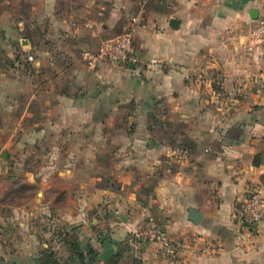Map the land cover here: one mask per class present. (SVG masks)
Instances as JSON below:
<instances>
[{
    "label": "crops",
    "instance_id": "0c3cea01",
    "mask_svg": "<svg viewBox=\"0 0 264 264\" xmlns=\"http://www.w3.org/2000/svg\"><path fill=\"white\" fill-rule=\"evenodd\" d=\"M263 7L0 0V102L16 105L10 125L25 127L26 143L56 157L43 182L58 191L44 201L58 207L48 249L66 255L35 259V237L22 233L12 257L28 250L27 260L3 264H264V222L249 236L236 219L247 188L264 184V44L251 36ZM132 17L138 61L89 67L83 52ZM149 219L177 244L176 258L135 238Z\"/></svg>",
    "mask_w": 264,
    "mask_h": 264
},
{
    "label": "rangeland",
    "instance_id": "374dc122",
    "mask_svg": "<svg viewBox=\"0 0 264 264\" xmlns=\"http://www.w3.org/2000/svg\"><path fill=\"white\" fill-rule=\"evenodd\" d=\"M123 31L118 30L119 33H115L113 37L122 34ZM30 56L34 57L31 54ZM27 58L28 56L26 60ZM27 62L32 63L28 60ZM23 64L19 63L18 66ZM37 71L42 73L41 70ZM8 99L7 96L0 102V264L10 262L11 259L22 262L27 260L25 254L28 250H19L22 252L19 253L20 260L12 257L17 250H11L15 239H20V244H25L21 236L26 233L35 237L33 238L35 250L31 252V257L40 261L61 262L66 257L63 250L48 249L54 245L56 240L53 238L59 233L56 221L50 223L56 218L58 207L48 205L50 202L47 204L44 202L55 198L58 191L49 190L47 184L43 185L44 179L52 172L49 170L52 168L55 170L56 157L53 158L42 143H26L25 136L28 133L25 127L17 128L10 125L12 117L16 116V105L13 107ZM20 102H24V99ZM11 135L14 137L10 142ZM43 220L44 222L40 223ZM19 227L22 228L20 232L17 230ZM47 230H50V233H47ZM14 237L16 238L13 239Z\"/></svg>",
    "mask_w": 264,
    "mask_h": 264
},
{
    "label": "built area",
    "instance_id": "2783aa9c",
    "mask_svg": "<svg viewBox=\"0 0 264 264\" xmlns=\"http://www.w3.org/2000/svg\"><path fill=\"white\" fill-rule=\"evenodd\" d=\"M137 27L138 20L136 17H132L122 34L102 42L96 52H83V60L93 69L101 62L121 66L135 64L139 57L135 45ZM251 36L256 45L264 44V7L254 21ZM27 60L33 62L32 56H28ZM163 163L170 166L171 160H164ZM236 219L241 229L249 236L257 234L259 225L264 222V184L247 188L243 199L236 208ZM135 238L143 243L155 244L166 259H174L178 255L177 244L169 237L166 230L152 219H149L142 228L137 230Z\"/></svg>",
    "mask_w": 264,
    "mask_h": 264
},
{
    "label": "water",
    "instance_id": "95a60500",
    "mask_svg": "<svg viewBox=\"0 0 264 264\" xmlns=\"http://www.w3.org/2000/svg\"><path fill=\"white\" fill-rule=\"evenodd\" d=\"M255 19V18H254ZM179 26V22L175 19H171L169 21V27L172 29H177ZM189 219L194 223V224H198L200 219H201V215L198 214L197 212L190 210L189 211Z\"/></svg>",
    "mask_w": 264,
    "mask_h": 264
},
{
    "label": "trees",
    "instance_id": "16d2710c",
    "mask_svg": "<svg viewBox=\"0 0 264 264\" xmlns=\"http://www.w3.org/2000/svg\"><path fill=\"white\" fill-rule=\"evenodd\" d=\"M51 256H52V255H51V253H50V258H51ZM79 256L81 257L82 254H79ZM44 262H45V263H48V260H45Z\"/></svg>",
    "mask_w": 264,
    "mask_h": 264
}]
</instances>
